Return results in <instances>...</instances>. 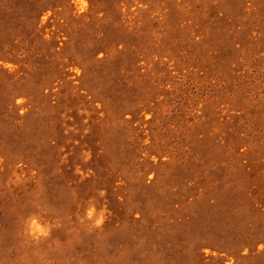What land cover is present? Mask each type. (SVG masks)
I'll use <instances>...</instances> for the list:
<instances>
[{
  "label": "rangeland",
  "instance_id": "obj_1",
  "mask_svg": "<svg viewBox=\"0 0 264 264\" xmlns=\"http://www.w3.org/2000/svg\"><path fill=\"white\" fill-rule=\"evenodd\" d=\"M79 8L0 0V264H264V0Z\"/></svg>",
  "mask_w": 264,
  "mask_h": 264
},
{
  "label": "clouds",
  "instance_id": "obj_2",
  "mask_svg": "<svg viewBox=\"0 0 264 264\" xmlns=\"http://www.w3.org/2000/svg\"><path fill=\"white\" fill-rule=\"evenodd\" d=\"M73 2L80 6V8H79L80 11H83L84 7H86V0H73ZM42 19H44V18H42ZM5 67H8L10 69L12 68L11 65H5ZM85 158L86 159L88 158L87 154H85ZM17 179H19V177H17ZM101 195H103V193H101ZM105 212H106V208L104 206H102L99 211H96L94 208H90L89 211L86 213V216L89 219H92L91 226L99 227L100 225H102L104 222V219H105ZM51 227H52V225L48 221H46L45 226L40 230L39 234H37L33 230L31 233L33 240H39L41 238L47 237L49 235ZM25 234L28 235L27 232ZM262 247H264V246H262Z\"/></svg>",
  "mask_w": 264,
  "mask_h": 264
}]
</instances>
